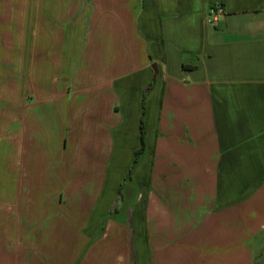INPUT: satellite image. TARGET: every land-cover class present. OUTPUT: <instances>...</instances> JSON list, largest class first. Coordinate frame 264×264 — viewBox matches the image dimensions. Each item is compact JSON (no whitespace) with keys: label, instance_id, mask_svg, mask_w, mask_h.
Returning a JSON list of instances; mask_svg holds the SVG:
<instances>
[{"label":"crops","instance_id":"0c3cea01","mask_svg":"<svg viewBox=\"0 0 264 264\" xmlns=\"http://www.w3.org/2000/svg\"><path fill=\"white\" fill-rule=\"evenodd\" d=\"M214 5L225 14L209 24ZM5 82L25 85L38 107L59 102L49 124L62 126L60 113L72 119L82 108L83 137L75 128L58 148H74L75 157L95 149L103 162L42 167L39 188L56 190L37 197L48 212L34 216L24 204L15 216L10 189L25 168L8 165L16 177L0 184V202L8 200L0 204V264H264V0H0V92ZM151 82L134 173L140 191L132 212L121 205L112 214L142 145ZM47 107L40 115L52 114ZM21 118L18 130L12 125L19 162L28 134ZM129 148L107 199L105 177H93L110 175ZM77 206L87 213L72 212Z\"/></svg>","mask_w":264,"mask_h":264},{"label":"rangeland","instance_id":"374dc122","mask_svg":"<svg viewBox=\"0 0 264 264\" xmlns=\"http://www.w3.org/2000/svg\"><path fill=\"white\" fill-rule=\"evenodd\" d=\"M50 74H56V70L52 67L51 70H49ZM93 77V76H92ZM22 80V79H21ZM93 80V79H92ZM52 81V80H51ZM6 83V82H5ZM37 87V82L34 84ZM25 85L17 87H13L12 89L8 87L7 83L5 84V91L0 92V184H3L2 186H7L14 176L16 177V174L10 173L8 171V168H6L8 165H11L12 167H16L17 164H22V168H25V179L22 178V180H17L16 183L18 186V189L12 190L10 189L11 196L14 198L13 200L8 199L10 202V205H13L15 203V216L16 214H19L18 212H22V209H24L23 204L28 207V212L31 216L36 215L37 213H42L43 210L45 212H48V208L41 207V209L37 208L38 199L43 198L46 195H52L56 188L52 187L54 190H47L44 191L43 189L39 188V181L41 177V172H43L42 167H47L48 170L54 171L58 170V167L61 165H65L66 168L72 165L80 164L81 161L84 162L91 158V160L101 161L102 157L99 155H96L95 149H91L89 151H83V152H77L78 157L74 156V153L76 152L74 148H71V151L65 152L63 148H58V145L60 144V139H63V144L66 139L73 138L74 133L77 134V140L78 137L80 139L83 137L85 126L79 123V120L77 119L78 116H80L83 113L82 108H73V112L76 114V117L72 116V119H69L68 117L61 119V113H60V120L62 121L61 125H55V124H49L50 118L53 116L54 111L53 109L58 106L59 102L48 100L45 103L43 102L41 109L48 105L50 107H47V109L52 111V114L48 115H40V108L38 107V104L33 98V94L28 95L27 90L24 89ZM153 90V89H152ZM152 92V91H151ZM151 94V93H150ZM149 94V96H150ZM118 96V95H117ZM148 96V97H149ZM116 97L115 101L118 103L120 101L119 105L121 104L120 98ZM148 99V98H147ZM33 105V108H29L25 111V107H28L29 105ZM155 104V99L151 100L149 103V107L147 109L148 114L153 113L152 107ZM25 114L28 124V134L26 136L27 140L25 143H23V147L25 148V157L20 160L19 162V146L17 143V134L15 133V130L19 129L18 123L21 122V117H23ZM150 116V115H149ZM145 117V116H144ZM21 118V119H20ZM113 121L117 120V116L113 115L111 117ZM101 124H103V121L99 120ZM10 123V124H9ZM14 129H13V124ZM64 123V125H63ZM83 123V122H81ZM106 126V125H104ZM75 128L76 131H75ZM115 128V127H114ZM11 129V130H10ZM8 130L15 133V142L13 141V137L11 140H8L9 132ZM93 130V129H92ZM95 131V130H93ZM119 132V126H116V130ZM96 132V131H95ZM14 134H12L13 136ZM97 140V139H93ZM78 142V141H77ZM77 142L75 145H77ZM90 142V141H89ZM88 142V143H89ZM116 143H120L116 140ZM130 144V142H127ZM15 144V148H14ZM84 144V141L82 142ZM92 145L95 146V144L92 142ZM59 149V150H58ZM27 151V154H26ZM58 152L60 155H58ZM72 153V154H70ZM143 155V154H142ZM139 163L141 161V157ZM91 156V157H90ZM130 156V148H129V154L125 152V155L122 158V162L119 164L118 157L114 158L111 163V174L108 175L105 174V176L101 174H96L93 178L96 177L98 179H102L105 177V180L107 181L106 184H109V194H106V198H113L114 193H116V189L118 190L119 180L123 176L121 166L123 167L125 159ZM120 158V157H119ZM48 160V161H47ZM46 162V165H45ZM128 162V160H126ZM125 162V163H126ZM138 163V165H139ZM133 165V164H132ZM131 165V167H132ZM138 165L134 169V171L129 175V171L126 173L125 177L122 178L121 183L125 185V201H122L121 205L123 209V213L132 212L133 207L135 205V198L140 191V187L136 181V177H134L135 170L138 168ZM90 167V165H89ZM130 167V168H131ZM6 168V169H5ZM129 168V170H130ZM61 174V173H60ZM59 174V175H60ZM92 177V173L89 174ZM22 176V172L19 174V177ZM51 176H54V173H52ZM52 182H54V185H58L59 187H63L65 184L58 181L56 179H50ZM87 181L86 174L83 178H81L78 181V186H82ZM20 182V184H19ZM23 182H25L23 184ZM28 182V183H27ZM37 184V186L35 185ZM15 184V185H16ZM84 185H87L86 183ZM66 186V185H65ZM25 187V188H24ZM88 190L87 187H84ZM147 190V189H146ZM83 191V189L79 190V194ZM89 193H92L91 189L88 190ZM8 198V197H7ZM6 198V199H7ZM7 201L0 202V204H6ZM31 201V202H30ZM21 205V208L17 207V204ZM78 207V206H77ZM63 208V212L66 206L61 207ZM81 208V207H78ZM113 206L110 209V212L112 210ZM72 212H83L87 213V210L83 208L82 211H76L75 208H71ZM139 210L142 212H145V203L139 207ZM52 213L54 212V209H51ZM71 213V212H70ZM113 214V213H112Z\"/></svg>","mask_w":264,"mask_h":264},{"label":"trees","instance_id":"16d2710c","mask_svg":"<svg viewBox=\"0 0 264 264\" xmlns=\"http://www.w3.org/2000/svg\"><path fill=\"white\" fill-rule=\"evenodd\" d=\"M192 68V67H191ZM153 82H151L144 90L143 93V101H142V105H143V114L141 116L140 119V129H141V148L135 153V159L133 162L132 167L129 170V175L134 171V169L136 168V166L139 163L140 160V156L144 153L145 151V123H144V116H145V107H146V101L147 98L149 96V94L151 93L152 89H153ZM122 187H123V183L120 185V190H119V196L117 198V201L115 202V204L113 205V208L111 210V213H115L118 212L120 207H121V201H122Z\"/></svg>","mask_w":264,"mask_h":264},{"label":"built area","instance_id":"2783aa9c","mask_svg":"<svg viewBox=\"0 0 264 264\" xmlns=\"http://www.w3.org/2000/svg\"><path fill=\"white\" fill-rule=\"evenodd\" d=\"M225 14V9L221 5L211 6L208 10V23L213 24L217 23L220 20V17Z\"/></svg>","mask_w":264,"mask_h":264},{"label":"water","instance_id":"95a60500","mask_svg":"<svg viewBox=\"0 0 264 264\" xmlns=\"http://www.w3.org/2000/svg\"><path fill=\"white\" fill-rule=\"evenodd\" d=\"M153 68H154V70H155V73L157 74V72H158V69H157V66H156V64H155V65H153Z\"/></svg>","mask_w":264,"mask_h":264}]
</instances>
